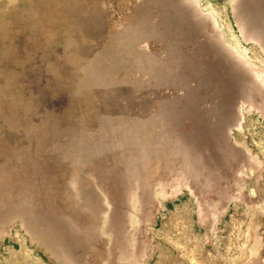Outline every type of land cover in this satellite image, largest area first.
<instances>
[{
	"label": "rangeland",
	"instance_id": "1",
	"mask_svg": "<svg viewBox=\"0 0 264 264\" xmlns=\"http://www.w3.org/2000/svg\"><path fill=\"white\" fill-rule=\"evenodd\" d=\"M0 264H264V0H0Z\"/></svg>",
	"mask_w": 264,
	"mask_h": 264
}]
</instances>
